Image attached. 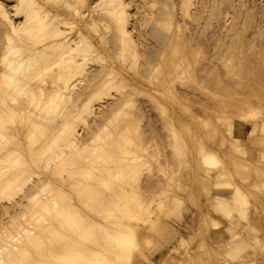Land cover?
I'll return each instance as SVG.
<instances>
[{"label":"rangeland","instance_id":"1","mask_svg":"<svg viewBox=\"0 0 264 264\" xmlns=\"http://www.w3.org/2000/svg\"><path fill=\"white\" fill-rule=\"evenodd\" d=\"M2 1L5 6L9 8V11L13 13L12 6L14 1ZM38 1L45 8L51 9L52 11L57 10V6L62 4L55 0V2L53 0ZM76 1V3H80L76 4L74 3L75 0H70L72 4L74 3L73 5L75 8L76 6L77 8L80 6L81 9L78 8L80 14L78 15L71 13L70 8H60L59 12L61 13V17L68 21L67 25H63V28L71 33V37L74 36L72 39L78 35V31L81 29L85 33L87 40L93 44L95 49L93 53L100 55V58L104 60L99 59V56L96 58L99 60H96L94 58L95 54H93L94 56H90L95 60L89 62L86 68V71L88 70L86 77L84 76V78L83 76L76 75L75 77L77 80L73 78L76 80L74 83L76 84L75 87L79 85L77 87L80 88L81 93L79 92V88L76 87L72 96H69L70 98L72 97L70 100L69 97L67 99L65 97V101L62 100L64 98L57 96L52 103L54 106L58 104L57 108L60 110L65 102L66 105L68 104L67 100L71 101L74 99L77 101V103H75L77 106L80 104V109L78 108L80 111L86 107V101H88L85 95L88 94V97H90L89 99L92 100L94 96L99 93L97 90L100 87L106 86L107 89H109L112 85L111 87H113V89L110 88V91H107L103 87L102 90L100 89L101 93L103 89H105L107 93L105 91L103 95L99 93V97L95 96L94 99L97 97V102H95L96 100L94 99L92 100L93 103L95 102V105L89 103L91 106H94V110L96 107L98 108H96V111L93 110L94 113L91 110V106L86 107L88 110L91 108L89 111L92 113L88 111L91 116L87 112H85V114L88 117L83 114L87 109L81 112L85 116V118L82 119L83 121L80 119L81 124L75 122V118L77 119L78 117L74 115V113H78L75 110L77 108H73L76 107L72 104L75 101H71V107L69 104L67 106L65 104L63 105L65 106L64 109L69 106L67 108L69 111L71 110L70 108H72L71 111H75L74 113L72 112L74 116L68 110L62 109V113L64 111L65 115L62 114L61 116L63 117H61L58 114L60 116L58 117L59 120L57 118V122H55V113H59L61 110L57 111V109L54 111L55 113L52 110V114H55L53 121L56 124L51 121L52 124L49 121L52 126L48 122L49 125L45 122V125L47 124L49 129L46 128L47 125L46 127L43 126L50 132L53 128L57 129L59 127V129H61L67 122H65L64 125L61 123V127L60 124L57 126V123L63 120L65 121V119L68 118L71 119H68V121L72 122H70L72 126H77L79 123L78 129L83 131L84 140L87 141L84 144L85 149L82 146L85 153L81 150L83 153L82 156L85 157V159L79 155L80 151L78 148H74V150L77 149L78 152L71 153L70 150L73 148L66 147L67 149H65V152L69 155L68 159L67 157L65 158L66 161L68 160L66 163L63 161L65 159L62 161L60 160L63 157H59L60 159H57V161L56 158L55 161L53 159V164L51 163L50 167H48V161L51 160L48 159L46 161L48 164H44V167L48 168L44 169V160V162L40 160L41 163H38L40 165H36V167H33L35 166L34 163H37L39 160L37 161L36 159L34 161V159L31 158L29 162H27L30 163V161L33 160L31 161L33 163L28 164L29 166L31 165V169L33 168L32 171H39L37 172L40 175L38 177H43L42 179L51 177L56 187H53L54 184L52 185L51 182L52 186L49 185L51 189L49 186L47 187L48 190H46L47 188L45 189L43 187L44 190L40 187L42 191L39 190L40 195H36L33 190V183H36L39 178L32 174L30 176L33 178L29 176L30 179H32L31 181L27 178L28 181L26 184L24 182V186L22 183L23 187L21 188L24 189L22 190L23 193H18V191L21 190L17 191L13 189V191L10 189L11 191L9 192H11L10 195L12 197L7 192L4 194L7 193L10 198L7 195H1L0 252L3 251V249H7L10 243L11 247H9L10 249H7V251L10 250V253L11 251L14 252L12 245L15 246L20 244L14 240L17 238L16 240L19 239L26 243V246L24 243L25 248L23 247V250L29 252V256L21 255V257L23 256L22 258L18 257L19 264H27L29 262V264H67L64 259L65 262L59 257L67 251V248H71L73 244L75 246V242H77L81 250H88V252L85 251L88 255L91 252V260H86L87 257L84 256L85 261L84 257H81V260L84 262H92V260H95L94 258L96 256L94 251L99 250L110 259H116L119 255L118 264H214L213 262L215 261L203 260L202 257L213 255L215 252L228 251L227 246L222 245L223 243H216V241L224 235H228L230 241L237 243L235 244L237 253L235 252L234 254L245 256L246 252L249 250L254 252L264 251V246L257 241L250 244L248 248L243 242V238L247 233L253 235L261 234V230L257 231L255 227L250 226L249 230L247 226L244 225L250 220L251 214L253 213L252 208L260 204L261 193L264 190L261 179L263 177L264 168L260 162L264 156L261 157V159L258 158L257 162H254L252 160L253 152L250 149L251 146L258 147L259 149L264 146V0H123L126 2L124 3L128 7L127 11L130 16L128 30L133 36L132 39L134 40L132 41H134V44H137L135 45L137 48L136 53L138 51L135 58L126 51V61L122 57L124 52L120 47L121 43L119 39L121 38L117 35L118 33L115 30L116 26L113 18H111L112 14L102 16V13H104V11L101 10L102 6H96L98 3L100 4V0H85V2L83 1L84 3L82 0ZM17 19L23 20L22 17ZM103 19H105V21ZM91 23H94L97 29L94 26L93 28ZM104 24L105 26H109L108 29ZM4 34L5 25L0 22V51L3 49L4 43H6ZM121 52H123V54ZM116 53L120 55L118 54L119 56H116ZM102 60L104 63L101 62ZM109 67L115 71L111 73L112 75L110 74V77L105 70V68L109 69ZM85 72L82 75H85ZM100 73H104L105 76L108 74V76L105 77V79L104 74L101 75ZM98 74L99 76H97ZM113 75L114 79L112 78V80L110 78ZM77 77H80L79 80L83 79L82 82L80 81L81 84ZM107 79L108 81L109 79L112 81L115 80V83L110 81L111 85L109 82L107 83L110 86L106 84L103 85V82L105 83ZM112 83L116 85V88ZM94 93L95 95H93L91 99ZM100 94L105 97L111 96L109 98H101ZM128 94L130 96H128ZM78 95H83V97L79 96L80 100H77L75 98H78ZM57 99L62 100L64 103L61 105V102L57 101ZM126 99H128V103ZM56 101L57 103H54ZM82 103L83 108L81 107ZM99 103L102 104L100 105ZM67 111L68 114L66 113ZM27 112L29 113V111L20 113L23 114L21 116L20 114L19 116L14 114L15 118L13 121H19L16 117H18V119L22 118V120L27 119L28 116L26 117V115H30L26 114ZM24 113L26 114L25 116ZM66 115L69 116L64 118ZM80 115L79 117L83 118V116ZM72 120H74L76 124H73ZM247 123L251 124L250 132L245 129V124ZM88 124L92 127H89ZM68 125L66 124V126ZM106 127H109V130ZM241 129L244 132L242 134L240 132ZM48 132L45 131V139L48 137ZM96 135H99V138ZM47 140H49V137ZM91 140L95 142H91ZM31 141L30 143L27 142V145H25L28 149H31L29 146L39 143H35V141L32 143ZM86 143L90 144H88L90 146L89 149L92 146L96 147L94 146L95 143L96 145L99 144V146H97V151L95 150L97 154L94 151L96 148L92 147V149H90L93 151L90 153L93 157L88 154L90 152L88 151L89 149H87L88 152H86V148L88 147ZM85 145H87V147ZM34 147L36 146L34 145ZM102 147H104V149H102ZM68 148H70V150ZM126 151L127 153H125ZM93 153L96 154V157ZM75 155L77 158H75ZM211 155H214V158H210ZM206 156H209V158H206ZM69 157H74V159L70 158V160H77L78 158L84 159V162H80V165H78L79 161L82 160L78 159L79 161L77 163L76 161L75 163L72 161L75 168L73 164L69 162ZM102 157L104 158L102 159ZM107 157L109 158L107 159ZM118 158L119 160H117ZM90 160H94L93 163L92 161L90 162ZM58 161L61 162L58 163ZM86 161L88 164L85 163ZM54 162L57 163L55 164ZM62 162L64 164H62ZM113 162H115V165ZM109 163L112 164L108 165ZM71 164L72 168L74 167L72 170L75 169V171H73L75 174H73L71 170L66 169L67 165V168L70 167L71 169ZM61 165L63 167H61ZM88 165L91 168L86 167ZM91 165H94V167ZM84 166L89 169L84 168ZM96 166L99 168H96ZM37 167L39 168L37 169ZM123 167H125L128 172L123 170ZM77 168L80 169L77 170ZM53 169H59L57 173L61 178L65 176L63 177L64 179H57L60 177H58L57 173H52V171L54 172ZM85 169L86 171H84ZM116 170L118 171L116 172ZM60 171H63V173ZM51 173L54 175H49ZM220 173L222 176L219 175V177H216V175ZM224 173H227L226 177ZM99 174L104 178L102 179ZM116 175L119 177L117 176L118 178H115ZM90 176L93 177V179ZM96 176L99 177L96 178ZM223 176L224 178L222 179H226L220 180ZM100 178L102 180H100ZM217 178L219 179L216 182L215 179ZM77 179L82 181H80L81 184H79ZM59 180L62 182H66L67 180L70 181L71 184L66 182L68 185L64 183L65 186L64 184L59 186ZM221 181L224 182L222 183ZM62 182L60 183L62 184ZM73 182L75 185L76 182L79 185L75 186L72 184ZM83 183H85L86 186ZM89 183L92 184L90 185ZM102 184L107 187H104ZM128 185H130V187ZM236 185L241 187L245 192L249 203L235 204L233 202L234 208L231 210L229 207L232 204L218 206L215 199L216 195L229 197L233 191L231 187H234L235 190L237 187ZM28 187H30L29 189L32 188L31 190L34 191V197L36 198H33V191L29 190ZM119 187H121V189ZM52 188L55 192L51 191L52 194L49 195V190H53ZM113 188H115V191H113ZM62 189H64L62 193L64 198L62 197L61 199H67L68 202L74 203L70 208L71 210H69L68 205H65L67 200L60 203V205L58 204V202H60L59 193ZM25 190L27 191V196L24 197ZM13 193L14 196L12 195ZM117 193H119V198ZM43 194L48 198L47 206L50 204L48 196H52L53 202L55 200V203L58 205L56 206L55 204V207L48 206L49 209L51 208V210H54L53 213L55 214L61 212L60 220L62 225L60 226L61 228L58 227L56 236L55 233L53 236V233H48V231L43 232L41 229V232L35 231L39 229L37 227L38 224H36L38 222L32 219L34 215H31V212L34 210L33 214L36 213V215L39 212L45 213V209H42L46 207V205L44 206L42 204V199L45 198ZM37 196L39 197L37 198ZM46 198L44 199L45 201ZM116 199L118 202L119 200L121 202L118 203ZM227 201L229 200H225V202ZM105 202L109 203L106 204ZM42 205L43 207L41 208L40 206ZM241 205L243 207L244 205L247 206L241 210ZM124 206L126 207L124 208ZM74 207H77L75 208L77 211ZM67 208L69 210L67 211L68 213L73 211L71 213V219L68 218L69 214L65 212ZM130 209L136 214L131 213ZM51 210H48V213H50ZM96 210L100 213H97ZM256 212H259V210L255 211V213ZM41 213H39V215ZM65 213L67 214L63 215ZM244 214L245 216H243ZM131 215L138 216L132 218ZM51 216H53V214ZM65 216L69 220L68 222ZM150 216L152 220L150 219L149 221ZM146 218H148V221H146ZM215 218L222 219V221L227 222V224H225V222L220 224ZM48 219L52 220L51 217ZM143 219L146 222H144ZM29 220L32 223H30ZM76 221H78L77 224L80 225L81 231L79 230V232L76 231L78 225L76 224V226L74 224ZM120 223L124 224L117 226V224ZM20 224L21 228H23L22 225H26L24 229L28 228L30 234L33 231H35V233L39 232V236L37 234L38 241H34V239L37 238L34 234V237L29 236V233L26 237L23 236L27 234L22 233L23 229L21 233H19L21 228L18 229V226H20ZM125 224L130 225L131 230L132 227H134V232L128 230L129 233H132V237L127 233H125L126 235L124 234L123 229ZM71 225L73 230L76 227L74 231ZM128 225L125 227L130 229ZM127 229L125 228L124 230L127 231ZM117 230H121V233L123 232V235L119 234L123 237L117 236ZM135 231L137 233V238L133 236ZM216 231H218L217 235L215 234ZM83 232L87 234H83ZM6 233L15 237H11L12 240H14L13 242H11L12 240L10 242L8 240L7 242H2L5 237L7 239L9 237L6 236ZM18 233L23 235L20 237ZM80 233L81 235H85L84 238L87 237L88 239L85 240L83 237L80 238ZM118 233H120V231ZM113 236L115 238H113ZM124 236L125 239L126 237L128 239L126 240V242L128 241V248L126 250H129V252L133 250L130 255H127L128 257L126 256L127 259L125 258L126 254L123 256L124 253L122 254L118 249L117 243L115 245V242L120 243L119 240L123 241L124 239L122 238H124ZM27 238H29L30 241ZM31 238L35 242V245L34 242L32 243ZM92 238H94L93 241ZM129 238H131V240L135 238V240L132 241L133 245H131V240ZM70 239H73L75 242ZM5 243H9V246H7V244L5 245ZM58 243H60V245L63 243L62 247L59 246ZM67 243H69L70 247ZM135 243H137V247ZM38 245H40V247ZM132 246L134 248H132ZM34 247L36 248L34 249ZM60 249L63 250L61 251ZM23 250L21 252L24 253ZM27 251H25L26 254H28ZM71 251H69L68 255H72L70 253L74 251ZM18 252L19 251H17L16 256L20 255H18ZM92 252L93 255H91ZM2 253L4 254L5 251ZM2 253H0V255ZM2 255L0 259H2ZM157 255H162V258L157 260L155 258ZM79 258L75 260V263L80 260ZM84 262L81 261V263ZM217 264L221 263L217 262ZM223 264H245V260L244 258H231L225 260Z\"/></svg>","mask_w":264,"mask_h":264},{"label":"bare ground","instance_id":"2","mask_svg":"<svg viewBox=\"0 0 264 264\" xmlns=\"http://www.w3.org/2000/svg\"><path fill=\"white\" fill-rule=\"evenodd\" d=\"M6 1H10V0H6ZM12 1H14L13 3V6H12V11H13V13L11 12V11H9V8L7 7V6H5V4L3 3V1L2 0H0V22H2V24L3 25H5V38H6V43H4V44H2V45H4L3 46V49H1V51H0V201L2 200V198H1V195H3L5 192H7L9 195L11 194V192H9V191H11L10 189H15V190H21V191H18V193L19 192H22V190H24L23 188H21V187H23L24 186V182H25V184H26V182L28 181V179L27 178H29V180L31 181L32 179H30V177L31 178H33L32 176H30V175H32L33 174V176L35 175V177L37 176H40L37 172H39V171H36L35 172V170L34 171H32V169H31V165L29 166L28 164H31V163H33V162H31V161H33V160H31L30 161V163H27V162H29V160L32 158V159H34V161L37 159V163H34V165L35 166H33V167H36V165H40V164H38V163H41L43 160L45 161H43L44 163H43V167L45 166L44 164L46 163V161L48 160V159H51V160H49V161H52V162H49L48 161V163H46V164H48L49 166L48 167H50V165H51V163L53 164V159H54V161H55V158H56V161H57V159L59 160L60 158L59 157H63L62 159H60L61 161L63 160V159H65L66 157H67V159H68V153H66L65 152V149H67L66 147H71V149L73 150H70V148H68L70 151H71V153H73V152H78V150L76 149V150H74V148H78L79 149V155H81L82 156V154L83 153H85V150L83 151V148H84V144H85V142H87V141H85L84 140V135H83V131H81V129H78V127H79V125L81 124V120L82 119H84L85 118V116L84 115H86L85 114V112H87L88 114H90L89 112H91V111H89L91 108V110L93 111L94 110V106L92 105L91 106V104H94L95 105V102H97V97H99V93H101V90H102V87H100L98 90H97V92H99V93H97V95H95V93L94 94H92V96H91V99H92V97H93V95H95V96H97L96 97V99H94L95 98V96H94V100H96L94 103H93V99L92 100H90L89 98L90 97H88V94L87 95H85V96H87V98H88V101H86V107H89V106H91V108L88 110L85 106V108H83V103H85V102H83L82 104H81V107L83 108L82 110H80L79 111V109H80V104H79V106H77L75 103H77V101H75L74 99L73 100H71V101H75L74 103H72L73 105H75L76 107H73L74 109L75 108H79L78 110L77 109H75L76 110V112H78L77 114L76 113H74L75 111L73 110V111H71L72 110V108H70L71 110L69 111L67 108L69 107H67V108H65L64 109V107L65 106H63L64 104L66 105V102L64 103V102H62V100H65L66 101V99L69 97V96H72V94H73V92H74V89L77 87V86H79V85H77L76 87H75V85L76 84H74L75 83V81L77 80L76 79V75H78V76H85L86 77V73H88L87 71H86V68H87V66H88V64H89V62H92V61H94L96 58H97V56H99V59H103V58H100V55H96V53H93V51L95 50L94 49V46H93V44L89 41V40H87V37H86V35H85V33L80 29V31H78V35L77 34H74V35H77L74 39H72L73 37H71V33L70 32H68V30H66V29H64L63 28V25H67L68 24V21H66L65 19H63L62 17H61V13L59 12L60 11V8L61 7H63L64 9H68V8H70V10H71V13H73V14H76V15H78V14H80L79 13V10H78V8H80V6L77 8V6H76V8H75V6L73 5L74 3H76L77 1L75 0V2L72 4L71 2H70V0H55L56 2H59V3H62V4H59L58 6H57V10H51V9H48V8H45L38 0H12ZM54 1V0H53ZM54 1V2H55ZM72 1V0H71ZM81 1V0H80ZM85 2V0H82V2ZM83 2V3H84ZM125 1H123V0H100V4L98 5H96V6H102L101 8V10H103L104 11V13H102V16L103 15H111L112 14V17L111 18H113V21L115 22V26H116V32L118 33L117 35H119L120 36V38L121 39H119L120 40V43H121V49H122V51L124 52V55L122 56V54H123V52H121L122 54H121V56L123 57V59L125 60V59H127V57H126V53L128 52V54L129 55H132L134 58H135V56H136V54H138V51H137V53H136V50H137V48L135 47V45H137V44H134V41H132V40H134V39H132L133 38V36H132V34H131V32L128 30V23H129V13H128V7H127V5L124 3ZM80 3V2H79ZM79 3H76V4H79ZM94 8V7H93ZM92 8V9H93ZM100 8V7H99ZM81 9V8H80ZM55 11V12H54ZM101 12V11H100ZM83 14H85V13H83ZM71 15V14H70ZM100 15V14H99ZM19 17H22L23 18V20H18L17 18H19ZM191 17V16H190ZM102 19V18H101ZM105 19H106V17H105ZM105 19H103L104 21H105ZM91 21V20H90ZM110 21V20H109ZM112 21V20H111ZM92 22V21H91ZM88 23V22H87ZM101 23V22H100ZM111 23V22H110ZM92 24V27L94 26V23H91ZM90 24V25H91ZM103 24V23H102ZM106 24V23H105ZM105 24H104V26H105ZM95 28H96V26H94ZM93 27V28H94ZM107 29H108V27L109 26H105ZM105 27H104V29H105ZM71 28V27H70ZM84 28V27H83ZM115 28V27H114ZM182 28V27H181ZM180 28V29H181ZM2 29V28H1ZM97 29V28H96ZM95 29V30H96ZM2 31V30H1ZM86 31V30H85ZM97 31V30H96ZM179 31V30H178ZM4 32V31H3ZM97 32H99V31H97ZM77 33V32H76ZM72 34H73V32H72ZM107 34V33H106ZM4 37V36H3ZM180 43V42H179ZM179 45V44H178ZM183 46V45H182ZM1 48V47H0ZM120 49V48H119ZM121 49H120V51H121ZM127 51V52H126ZM126 52V53H125ZM92 54V55H91ZM93 54H95V56L93 55ZM119 54V53H118ZM117 53H116V56L118 55ZM120 55V54H119ZM118 55V56H119ZM90 56H94V60L92 59L93 57H90ZM128 57H130V56H128ZM138 57V56H137ZM92 59V60H91ZM99 59H96V60H99ZM122 59V60H123ZM90 60V61H89ZM104 60V59H103ZM101 61V62H103L104 63V61ZM130 60V59H129ZM126 61V60H125ZM131 61V60H130ZM134 62V61H133ZM136 64V63H135ZM113 68V67H112ZM131 68V67H130ZM133 69V68H132ZM105 70H106V72L109 74V77H110V74L113 72H115L113 69H111V67H109V69H106L105 68ZM134 70V69H133ZM86 71V72H85ZM104 71V70H103ZM85 72V75H82L83 73ZM106 72H104V73H106ZM104 73H100L101 75H103ZM80 74V75H79ZM108 74H106V76H105V74H104V78L105 77H107L108 76ZM90 75V74H89ZM112 75V74H111ZM115 75V74H114ZM114 75L113 76H111V78L110 79H112L113 77H114ZM97 76H99V74L97 75ZM169 76V75H168ZM82 77V78H83ZM84 77V78H85ZM73 78H75V79H73ZM78 78V77H77ZM81 78V79H82ZM94 78H95V76H94ZM102 78H103V76H102ZM116 78V77H115ZM80 79V77L78 78V81H79V83H80V81L82 82L83 81V79L82 80H79ZM106 79V78H105ZM109 79V81H108V79L105 81V83L103 82V85L104 84H106V85H108V86H110L111 85V82L110 81H112V80H110ZM117 79V78H116ZM122 79H124V78H122ZM85 81V80H84ZM100 81V80H99ZM92 82V81H91ZM109 82V84H107ZM112 82H114L115 83V80L114 81H112ZM114 83H112L113 84V86L116 88V85L114 84ZM81 84V83H80ZM96 84V83H95ZM117 84V83H116ZM119 85V84H118ZM84 86V85H83ZM82 86V87H83ZM90 86V85H89ZM112 86V85H111ZM110 86V88H112L113 89V87H111ZM77 88H79V87H77ZM89 88V87H88ZM87 88V89H88ZM91 88H92V86H91ZM103 88H105L107 91L110 89L109 87V89H107V87L105 86V87H103ZM85 89H86V87H85ZM90 89V88H89ZM101 89V90H100ZM105 89H103V91H102V95L105 93ZM118 89V88H117ZM78 90V89H77ZM111 90V89H110ZM109 90V91H110ZM84 91V90H83ZM83 91H82V93H83ZM90 91V90H89ZM107 91H106V93H107ZM134 91V90H133ZM79 92L81 93V91H80V88H79ZM130 92H131V90H130ZM85 93V92H84ZM108 93H110V92H108ZM134 93H136V92H134ZM101 94H100V97L101 98H103V97H105V96H101ZM130 94V93H129ZM128 94V96H130ZM106 95H108V94H106ZM132 95V94H131ZM28 96V97H27ZM60 97V98H64V99H62V100H58L57 99V101H60L61 102V105L63 106V108H62V106H61V108H60V110L57 108V106H58V104H55V106L53 105V103H52V101L54 100L55 101V97ZM75 96H77V95H75ZM79 96H81V95H78V98H75V99H77V100H80V98H79ZM111 96V95H110ZM109 96V97H110ZM127 96V97H128ZM27 97V98H26ZM65 97H66V99H65ZM81 97H83V95L81 96ZM108 97V96H107ZM107 97H105V98H107ZM108 97V98H109ZM25 98V99H24ZM59 98V99H60ZM72 98V97H71ZM70 97H69V100L71 99ZM86 98V97H85ZM101 98H99V99H101ZM84 100V99H83ZM87 100V99H86ZM90 100V101H89ZM103 100V99H102ZM101 100V101H102ZM128 99H126V101H127ZM136 100V99H135ZM57 101L56 102H54V103H57ZM71 101H68L67 100V103L70 105V107L72 106L71 105ZM100 101V100H99ZM59 102V103H60ZM130 102H131V99H130ZM52 103V104H51ZM89 103H91V104H89ZM104 103V102H103ZM127 103H128V101H127ZM67 104V105H68ZM100 105L102 104V103H99ZM51 105V106H50ZM66 105V106H67ZM85 105V104H84ZM126 105H128V104H126ZM52 106H54L53 108H51ZM59 107H60V104H59ZM96 107V106H95ZM97 108V107H96ZM96 108H95V110L94 111H96ZM58 109V110H57ZM62 109L63 110H68L69 112H73L74 113V115H77L78 117H77V119L79 120H77L76 118H75V122L77 123V122H79L78 124H77V126L76 125H73L72 126V122L71 121H68V119H70V118H68V119H65V121L63 120H61L62 122H59V123H57V126H58V124H60V127H61V123H63V125H64V123L65 122H67V123H65V125L63 126V127H61V129H59V127L56 129V128H53V129H51V126H52V124L53 123H55V122H57L56 121V119L58 118V117H60L62 114H64L65 112L63 111V113H62ZM85 109H87L86 111H84ZM98 109V108H97ZM52 110H53V112L55 111V110H57V111H60L61 112V114H60V112L59 113H55L54 115L56 116L55 117V122L53 121V118H54V115L52 114ZM26 111H29V113L27 112L26 114H30V115H26L25 113H24V116L26 115V117L28 116V118L27 119H24V118H26V117H24L23 119L24 120H22V118L21 119H18V117H16V119L17 120H19L18 122H14L13 121V119L15 118V116H14V114L16 115V116H19V114L20 113H23V112H26ZM51 111V112H50ZM68 111L66 112L67 114H68ZM84 111V112H83ZM89 111V112H88ZM94 111H93V113H94ZM81 112H83V114L81 113ZM133 112V111H132ZM70 113V114H71ZM73 113H72V115H73ZM92 113V112H91ZM60 116H59V115ZM80 114H82V115H80ZM21 115H23V114H20V116ZM58 115V116H57ZM65 115V114H64ZM73 115V116H74ZM79 115L80 116H83V118L82 117H79ZM96 115V114H95ZM14 116V117H13ZM69 116V115H68ZM67 115L66 116H64V118L65 117H68ZM87 116V115H86ZM90 116H91V114H90ZM61 117H63V116H61ZM72 117V116H71ZM88 117V116H87ZM63 118V119H64ZM62 119V118H61ZM72 119H74V118H72ZM81 119V120H80ZM58 120H59V118H58ZM67 120V121H66ZM71 120V119H70ZM52 123V124H50V122ZM73 121V124L75 123L74 122V120H72ZM83 121V120H82ZM45 122L47 123H49L51 126H50V129H51V131L50 132H48V130L46 129V128H48L49 129V127H48V125H47V127H46V125H45ZM71 122V123H70ZM84 122H85V120H84ZM44 123V124H43ZM75 123V124H76ZM88 123V122H87ZM56 124V123H55ZM66 124L68 125V124H70V125H68V126H66ZM86 124V123H85ZM112 124V123H111ZM46 127H44V126ZM90 124H88V126H89ZM42 126V127H41ZM76 126V127H75ZM85 126V125H84ZM112 126V125H111ZM89 127H92V126H89ZM89 127H87L88 129H90ZM113 127V126H112ZM42 128V129H41ZM107 128V127H106ZM105 128V129H106ZM109 128V127H108ZM107 128V129H108ZM45 129V130H44ZM86 129V128H85ZM104 129V130H105ZM109 130V129H108ZM111 130V129H110ZM45 131H47L48 133V137H49V140H47L48 139V137L45 139ZM91 131V130H90ZM102 132V131H101ZM107 132V131H106ZM106 132H105V134H106ZM111 132H112V130H111ZM109 133V132H108ZM109 135V134H108ZM98 138H99V135H96ZM95 136V137H96ZM109 136H111V135H109ZM96 137V138H97ZM101 137V136H100ZM104 138V137H103ZM119 138V137H118ZM101 139V138H100ZM13 140H14V142H13ZM32 140V141H31ZM94 140V139H93ZM96 140V139H95ZM103 140H105V139H103ZM30 141L32 142V143H34V141H35V143L36 142H39V143H36V144H33V146L31 145V146H29V148H31V149H28V147L27 146H25V145H27V142H29L30 143ZM125 141V140H124ZM58 142H60V143H58ZM91 142H95V141H92L91 140ZM128 142V141H127ZM126 142V143H127ZM131 142V141H130ZM31 143V144H32ZM57 143V144H56ZM87 144V143H86ZM89 144V143H88ZM87 144V145H88ZM28 145H30V144H28ZM34 145L36 146V147H34ZM87 145H85L86 147H87ZM90 145V144H89ZM88 145V147L86 148V152H88V151H90L88 154L90 155V153L91 152H93L92 150H90V149H92V147L89 149V146ZM124 145V144H123ZM130 145V144H129ZM56 146V147H55ZM82 146H83V148H82ZM94 146H96V147H93V148H96V149H94V151L96 150L97 151V146H99V144H97L96 145V143H95V145ZM115 146V145H114ZM32 147H34V148H32ZM119 147V146H118ZM122 147V146H121ZM136 147V146H135ZM100 148H101V146H100ZM85 149V148H84ZM87 149H89L88 151H87ZM102 149H104V147H102ZM109 149V148H108ZM121 149V148H120ZM119 149V150H120ZM124 149V148H123ZM128 149V148H127ZM126 149V150H127ZM81 150H82V152H81ZM100 150V149H99ZM95 151V152H96ZM104 151V150H103ZM106 151H108V150H106ZM105 151V152H106ZM122 151V150H121ZM128 151V150H127ZM127 151L125 152V153H127ZM69 152V151H68ZM94 152V153H95ZM66 153V154H65ZM70 153V154H71ZM81 153V154H80ZM93 153V154H94ZM78 154V153H77ZM96 154H97V152H96ZM96 154H94L95 155V157H96ZM102 154V153H101ZM106 154V153H105ZM104 154V155H105ZM66 155V156H65ZM86 155V154H85ZM88 155V156H89ZM92 155V154H91ZM90 155V156H91ZM104 155H102V156H104ZM89 156V157H90ZM107 156H108V154H107ZM214 155H211V157L210 158H214L213 157ZM83 157V156H82ZM91 157H93V156H91ZM101 157V156H100ZM105 157V156H104ZM104 157H102V159L104 158ZM116 157V156H115ZM122 157V156H121ZM121 157H119V158H121ZM126 157V156H125ZM124 157V158H125ZM70 158L71 159H74V157H69V160H70ZM75 158H77L76 157V155H75ZM84 159H85V157H83ZM109 157H107V159H108ZM119 158L117 159V160H119ZM123 158V157H122ZM126 158H129V157H126ZM206 158H209V156H206ZM78 159H80V158H78ZM70 160L69 162H71L72 163V161H74L73 163H75V161H76V163L79 161V160ZM84 159H80V160H82V161H79V164L78 165H80V162H84ZM86 159H88V158H86ZM101 159V158H100ZM106 159V158H105ZM104 159V160H105ZM106 159V160H107ZM113 159H115V158H113ZM136 159V158H135ZM138 159V158H137ZM40 160H41V162H40ZM125 160H127V159H125ZM60 161V162H61ZM65 163L66 162H68V160L66 161V159L65 160H63ZM89 161V160H88ZM92 161V163H93V161L94 160H90V162ZM102 161V160H101ZM122 161V160H121ZM134 161V160H133ZM59 161H58V163H60ZM96 162V161H95ZM103 162V161H102ZM106 162V161H105ZM111 162V161H110ZM119 162V161H118ZM55 164L57 163V162H54ZM72 163V164H73ZM86 164H88L87 163V161L85 162ZM84 163V164H85ZM91 163V164H92ZM114 163V165H115V162H113ZM121 163H123V162H121ZM125 163V162H124ZM27 164V165H26ZM62 164H64L63 162H62ZM70 164V163H69ZM72 164H71V169H70V167L69 168H67V166H66V169H68V170H71L72 171V173H73V171H75V169L74 170H72L75 166H74V164H73V168H72ZM95 164V163H94ZM110 164H112V163H109L108 165H110ZM118 164V163H117ZM135 164V163H134ZM60 165V164H59ZM76 165V164H75ZM101 165V164H100ZM119 165V164H118ZM117 165V166H118ZM123 165V164H122ZM41 166H42V164H41ZM47 166V165H46ZM57 166V165H56ZM81 166H82V164H81ZM91 166H93L94 167V165H91ZM125 166V165H124ZM127 166H130V165H127ZM42 167V168H43ZM48 167H46V168H48ZM61 167H63L62 165H61ZM65 167V166H64ZM78 167V166H77ZM83 167V166H82ZM86 167H90L89 165L88 166H86ZM85 166H84V168H86ZM92 167V168H93ZM101 167H102V165H101ZM105 167H106V165H105ZM114 167H116V166H114ZM39 167H37V169H38ZM45 167H44V169H46ZM76 168V167H75ZM91 168V167H90ZM96 168H99V167H97L96 166ZM124 169L123 170H126L125 169V167H123ZM130 168V167H129ZM132 168H133V165H132ZM43 169V170H44ZM57 169V168H56ZM54 170V172L52 171V173H57L58 171H59V169L58 170ZM78 169H80V168H77V170ZM86 169H89V168H86ZM86 169L84 170V171H86ZM128 169V168H127ZM131 169V168H130ZM48 170V169H47ZM52 170V169H51ZM61 170V169H60ZM101 170V169H100ZM106 170V169H105ZM121 170H122V168H121ZM63 171H65V170H63ZM63 171H60V172H62L63 173ZM70 171V172H71ZM81 171V170H80ZM79 171V172H80ZM103 171V170H102ZM111 171V170H110ZM118 170H116V172H117ZM120 171V170H119ZM127 172H128V170H126ZM130 171V170H129ZM44 172V171H43ZM51 172V171H50ZM82 172V171H81ZM113 172V171H112ZM122 172V171H121ZM41 173V172H40ZM49 174V175H51V176H53L54 174ZM76 173H77V171H76ZM88 173V172H87ZM106 173H108V172H106ZM111 173V172H110ZM119 174H122V173H120V172H118ZM58 174V173H57ZM73 174H75V173H73ZM115 174V173H114ZM226 174V175H225ZM48 175V174H47ZM62 175V174H61ZM68 175H69V172H68ZM71 175V174H70ZM81 175V174H80ZM85 175H86V173H85ZM95 175H96V173H95ZM101 174H99V176H100ZM102 175H103V173H102ZM100 176V177H102V179L104 178L103 176ZM219 175L220 176H222V174L220 173V174H218V175H216V177H219ZM224 175H225V177L227 176V173H224ZM30 176V177H29ZM42 176H43V174H42ZM56 176V175H55ZM67 176V175H66ZM91 176H92V174H91ZM90 176V177H91ZM99 176H96V178L97 177H99ZM105 176V175H104ZM108 176V175H107ZM106 176V177H107ZM111 176V175H110ZM118 175H116V177L115 178H118L117 177ZM44 177H46V176H44ZM58 177H60V178H57V179H61L62 180V178L63 177H65V176H63L62 178H61V176H59V174H58ZM83 177V176H82ZM87 177V176H86ZM105 177V178H106ZM112 177V176H111ZM215 177V178H216ZM248 177V176H247ZM39 178V179H38ZM38 178H36V179H38V181H36V180H33V181H36V183L34 182L33 184V190L35 191V193H36V195H38L39 194V190L40 191H42L41 189H40V187L42 188V189H46L49 185L50 186H52L53 184V187L55 186V183H53L52 182V178L51 177H47V178H45V179H42L43 177H38ZM92 179H93V177H91ZM222 178H224V176L223 177H221V179L220 180H225V179H222ZM27 179V180H26ZM64 179V178H63ZM101 178H100V180H102ZM219 178H217V179H215L216 180V182H217V180H218ZM262 179V183H263V185H264V178L262 177L261 178ZM26 180V181H25ZM78 180V179H77ZM87 180V179H86ZM94 180H96V179H94ZM93 180V181H94ZM111 180H113V179H111ZM110 180V181H111ZM117 180V179H116ZM60 181V180H59ZM79 181V180H78ZM81 181V180H80ZM80 181H79V184H81L80 183ZM125 181V180H124ZM123 181V182H124ZM51 182H52V185H51ZM57 182H58V180H57ZM60 182H62V181H60ZM59 182V186L60 185H63L64 183L65 184H67L68 185V183H66V182H69L70 183V181H67L66 180V182L64 181V182H62V184ZM82 182V181H81ZM104 182V181H103ZM106 182V181H105ZM116 182V181H115ZM122 182V183H123ZM127 182V181H126ZM138 182V181H137ZM140 182V181H139ZM215 182V183H216ZM222 183L224 182V181H221ZM22 183H23V186H22ZM85 183H86V181H85ZM85 183H83L84 185H85ZM100 183V182H99ZM107 183H111V182H107ZM221 183V184H222ZM65 184H64V186H65ZM71 184V183H70ZM69 184V185H70ZM73 185H75L74 184V182L72 183ZM77 182H76V185H79ZM90 184V183H89ZM92 184V183H91ZM90 184V185H91ZM120 184V183H119ZM129 184V183H128ZM137 184V183H136ZM75 185V186H76ZM97 185V184H96ZM100 185V184H99ZM103 185V184H102ZM108 185V184H107ZM122 185V184H121ZM120 185V186H121ZM123 185H124V183H123ZM217 185V184H216ZM20 186V187H19ZM26 186V185H25ZM28 186V185H27ZM49 186V187H50ZM86 186V185H85ZM101 186V185H100ZM104 186V185H103ZM106 186V185H105ZM104 186V187H105ZM129 187H130V185H128ZM218 186H220V185H218ZM222 186V185H221ZM223 186H224V184H223ZM237 187L235 188V190H233V195H232V197L231 198H227V197H225V196H216L215 197V199H216V204L218 205V206H224V205H228V204H232L233 202L236 204H241V203H245V204H248L249 203V201H247L248 199H247V195L245 194V192L241 189V187H238V185H236ZM44 187V188H43ZM56 187V186H55ZM62 187V186H61ZM107 187V186H106ZM124 187H126V186H124ZM135 187V186H134ZM30 187H28V189H29ZM60 188V187H59ZM63 188V187H62ZM73 188V187H72ZM76 188V187H75ZM120 189H121V187H119ZM132 188V187H131ZM32 189V188H31ZM31 189H29V190H31ZM44 189V190H45ZM50 189H51V187H50ZM53 189V188H52ZM57 189H58V187H57ZM97 189H99V188H97ZM96 189V190H97ZM102 189V188H101ZM115 188H113V191H115L114 190ZM33 190H31V191H33ZM46 190H48V188L46 189ZM66 190V189H65ZM94 190H95V187H94ZM93 190V191H94ZM122 190L124 191V189H123V187H122ZM129 190V189H128ZM14 191V190H13ZM17 191H16V193H17ZM34 191H33V194H34ZM51 191H54V189L53 190H49V195H51L52 194V192ZM57 191V190H56ZM58 191H59V189H58ZM63 191H64V189H62L61 191H60V202H58V204L60 205V203H63V202H65L67 199H61L62 197H63ZM91 191H92V189H91ZM97 191H99V190H97ZM111 191H112V189H111ZM116 191H117V189H116ZM121 191V190H120ZM122 191V192H123ZM125 191H126V189H125ZM55 192V191H54ZM4 194V195H7L8 196V194ZM15 193V194H16ZM23 193V192H22ZM32 193V192H31ZM31 193H29V194H31ZM41 193V192H40ZM65 193V192H64ZM116 193V192H115ZM27 194V191L25 190L24 191V197L25 196H27L26 195ZM28 194V195H29ZM62 194V195H61ZM114 194V193H113ZM119 193H117V195H118ZM121 194V193H120ZM13 196H14V193L12 194ZM17 195V194H16ZM40 195V194H39ZM44 195V194H43ZM11 196V195H10ZM10 196H8L9 198H10ZM35 196V194L33 195V198H36V197H34ZM45 196V195H44ZM44 196H42V197H44ZM48 196V195H47ZM77 196V195H76ZM88 196V195H87ZM112 196V195H111ZM12 197V196H11ZM39 196H37V198H38ZM49 197V199H50V204L48 205L49 207L50 206H54L55 207V204H56V206H58L57 205V203H55V200H54V202H53V198H52V196H48ZM84 197V196H83ZM45 198H46V196H45ZM45 198H40V199H42L43 200V203H42V201H41V203L45 206L46 204H47V199L48 198H46V201L44 200ZM64 198V197H63ZM66 198V197H65ZM88 198V197H87ZM117 198V197H116ZM118 198H119V195H118ZM82 199V198H81ZM111 199H113V198H111ZM122 199V198H121ZM229 200V201H227V202H225V200ZM4 200V199H3ZM33 200V199H32ZM52 200V201H51ZM64 200V201H63ZM117 200V199H116ZM123 200V199H122ZM44 201H45V203H44ZM125 201V200H124ZM123 201V202H124ZM163 201V200H162ZM22 202V201H21ZM54 203V205H53V203ZM117 202H118V200H117ZM119 202H121L120 200H119ZM118 202V203H119ZM122 202V203H123ZM38 203H39V201H38ZM52 203V204H51ZM106 203V202H105ZM109 203V202H108ZM108 203H106V204H108ZM110 203H112V202H110ZM126 203V202H125ZM74 204V203H73ZM73 204L69 201L68 202V200H67V203L65 204V205H68L69 206V210H71L70 208L73 206ZM103 204V203H102ZM43 205L42 206H40L41 208L43 207ZM124 205V204H123ZM144 205V204H143ZM37 206H39V205H37ZM47 205H46V207H47V211H46V207H44V208H42L43 210H44V212L45 213H41V212H39V213H41L40 215H43V216H40L39 215V213H37V215H36V213L35 214H33L34 213V210H33V212H31L32 214L31 215H34L33 216V218L32 219H35V221L37 220V222L38 223H36V224H38V230L36 229L35 231H40V229H41V231H43V232H45V231H48V233H53V236H54V233H55V236H56V232H57V230H58V227H60L61 225H62V222H61V220H60V213H58V214H55V213H53V211L54 210H51V208L49 209V207H48ZM68 206H66V207H68ZM126 206H127V204H126ZM126 206H124V208L126 207ZM142 206V205H141ZM242 206V205H241ZM245 206H247V205H244V207L242 206V207H240V209L241 210H243L242 208H245ZM53 207V208H54ZM104 207V206H103ZM108 207V206H107ZM25 208V207H24ZM52 208V209H53ZM75 208H77V207H74V209ZM89 208H90V206H89ZM128 208V207H127ZM126 208V209H127ZM143 208H144V206H143ZM143 208H141V209H143ZM27 209V208H26ZM57 209V208H56ZM55 209V210H56ZM64 209V208H63ZM62 209V210H63ZM73 209V208H72ZM112 209V208H111ZM125 209V210H126ZM48 210H51L50 211V213H48L49 211ZM68 210V208L66 209V211L65 212H67V211H69ZM76 210V209H75ZM99 210V209H98ZM110 210V209H109ZM131 210V209H130ZM8 211V210H7ZM7 211H5V212H7ZM19 211V210H18ZM39 211V210H38ZM37 211V212H38ZM77 211V210H76ZM97 211V210H96ZM95 211V212H96ZM100 211V210H99ZM99 211H97V213H100ZM47 212V213H46ZM58 212V211H57ZM73 212V211H72ZM71 212V213H72ZM102 212V211H101ZM131 213H134V212H132V210L130 211ZM53 214V216H51L52 214ZM68 213V212H67ZM67 213H65V214H63V215H66ZM71 213H68L69 215V217L68 218H70L71 216H72V214ZM127 213H128V211H127ZM130 213V214H131ZM46 214H49V215H46ZM71 214V215H70ZM130 214H129V216H130ZM134 214H136V213H134ZM8 215V214H7ZM24 215V214H23ZM23 215H22V217H23ZM30 215V216H31ZM63 215H61V216H63ZM76 216H78V215H76ZM132 216V218H136L138 215H131ZM20 217H21V215H20ZM35 217V218H34ZM51 217V219L52 220H49L48 218H50ZM66 217V216H65ZM80 217L83 219V217L80 215ZM88 217H90V216H88ZM1 218V217H0ZM72 218H74V217H72ZM78 218V217H77ZM131 218V219H132ZM31 219V220H32ZM41 219V220H43L44 221V223H43V221H41L40 220V222H42V223H40L39 222V220ZM66 219H67V217H66ZM71 219V218H70ZM147 220L146 221H148V218H146ZM150 219H151V216L149 217V221H150ZM12 220V219H11ZM14 220V219H13ZM85 220V219H84ZM152 220V219H151ZM16 221V220H15ZM14 221V222H15ZM47 221V222H46ZM69 220L67 219V222H68ZM143 221L144 222H146L144 219H143ZM11 222V221H10ZM13 222V223H14ZM29 222H30V220H29ZM66 222V223H67ZM72 222V221H71ZM82 222H83V220H82ZM30 223H32V222H30ZM57 223V224H56ZM78 223V221H76V223L74 222V224L76 225ZM124 223H120V224H117V226H119V225H123ZM78 225V227H77V230L76 231H78L79 232V230H80V225L79 224H77ZM76 225V226H77ZM126 225H128V224H125L124 225V229L126 228L127 229V227H125ZM23 226V228H21V224H20V226H18V229H20L19 231V233H21V231H22V229H23V234H26V235H23V234H21V235H23V236H27L28 235V233L30 232L29 230H28V228H26V229H24L25 227L24 226H26V225H22ZM56 226H57V228H56ZM70 226V225H69ZM89 226V225H88ZM100 226V225H99ZM63 227V226H62ZM128 227L130 228V225H128ZM61 228V227H60ZM66 228V227H65ZM68 228V227H67ZM71 228H72V230H73V227H72V225H71ZM122 228H123V226H122ZM5 229H6V227H5ZM4 229V230H5ZM75 229H76V227H75ZM74 229V230H75ZM123 229V231H124V234L125 233H127V234H129L130 235V237H132L131 235H132V233H129V231L131 230V228L130 229H127V231L126 230H124ZM133 229H134V227H132V232H134L133 231ZM8 230V229H7ZM71 230V231H72ZM73 230V231H74ZM122 230V229H121ZM121 230H117V236L119 235V234H122L121 233ZM135 230V229H134ZM25 231V232H24ZM35 231H33V232H31V234L29 233V236H32V237H34V235H35V237H37L36 239H34V241L35 240H37L38 239V236H39V232L37 233H35ZM40 231V232H41ZM72 231V232H73ZM81 231V230H80ZM120 231V233H118ZM70 232V231H69ZM10 233V232H9ZM12 233V232H11ZM17 233V232H16ZM18 233V234H19ZM64 233V232H63ZM75 233V232H74ZM73 233V234H74ZM86 233V232H85ZM84 232H83V234H85ZM115 233V234H116ZM34 234V235H33ZM37 234H38V236H37ZM87 234V233H86ZM137 233H136V231H135V233H134V237H136L137 238V235H136ZM21 235L19 234V236L21 237ZM80 235H81V233H80ZM111 235H113V234H111ZM123 235V234H122ZM122 235H119L120 237H123ZM126 235V234H125ZM129 235H127V236H129ZM6 236H9L8 237V239L5 237V235H4V239H3V241L2 242H7V240L10 242L11 240H12V238H15V237H12L11 235H9V234H7L6 233ZM60 236V235H59ZM67 236V235H66ZM84 236L85 235H81V237L80 238H82L83 237V239H88L87 237H85L84 238ZM87 236V235H86ZM90 236V235H89ZM12 237V238H11ZM19 237V238H20ZM119 237V238H120ZM11 238V239H10ZM113 238H115L114 236H113ZM113 238H112V240H113ZM10 239V240H9ZM17 239V238H16ZM16 239H14L15 241H17V243H20V244H17V245H12L13 246V250H14V252L13 251H11V253L9 252V251H7V249H10L9 247H11V243H10V246H9V243H5V245L7 244V246H9L8 248L7 247H4V248H7V249H3V251H1L0 253H2V252H4L5 251V253H6V251H7V255L4 253H2L1 255H2V259H0V264H14V263H17V264H19L18 262V257H20V258H22L23 256H26V255H28L29 256V252L27 251V250H23V247H24V243L25 242H23L22 240H16ZM27 239H29V238H27ZM93 239L94 238H92V241H93ZM118 239V238H117ZM121 239V238H120ZM122 239H124L123 241L121 240H119V242L120 243H118V242H115V245H116V243H117V246H118V249L121 251V253L123 254V256L125 255V258H126V256L129 254L130 255V253L133 251L132 250V248H134L133 246H132V248H131V250L132 251H130L129 252V250L127 251L126 249L128 248V241L126 242V240H128L127 239V237H126V239H125V236H124V238H122ZM130 240H131V238H129ZM14 240H12L11 242H13ZM26 240V239H25ZM71 240V239H70ZM90 240V239H89ZM115 240V239H114ZM117 240V241H118ZM135 240V238H133L132 240H131V245H133V243H132V241H134ZM21 241V242H20ZM29 241H30V239H29ZM31 241H32V243L34 242L33 241V239L31 238ZM38 241V240H37ZM36 241V242H37ZM71 241H73V239L71 240ZM23 242V243H22ZM28 242V241H27ZM73 242H75V241H73ZM95 242V241H94ZM136 242V241H135ZM37 243H39V242H37ZM37 243H36V245H37ZM76 243V245L74 246V244L71 246V248H67V251L66 252H68V253H64L63 255H61L59 258L60 259H64L65 261H66V263L67 264H118V258L120 257L119 255H118V257L116 258V259H110V258H108V257H106L101 251H99V250H97V251H94V253H95V260H92V262L90 261V262H84L83 260H81V257L83 256H85V257H87L86 258V260H91V257H90V253H89V255H88V250H85V251H87V252H85V251H83L84 249H82L81 250V248L78 246V244H77V242H75ZM79 243V242H78ZM34 245H35V242H34ZM58 245L59 246H61L62 247V245H63V243H62V245H60V243H58ZM57 245V246H58ZM65 245H66V243H65ZM67 245L69 246V243H67ZM70 245H71V243H70ZM80 245H81V243H80ZM131 245H130V247H131ZM135 245H136V247H137V243H135ZM134 245V246H135ZM25 246H26V243H25ZM39 247H40V245H38ZM33 247V246H32ZM38 247V248H39ZM64 247V246H63ZM70 247V246H69ZM130 247H129V249H130ZM16 248V249H15ZM25 248V247H24ZM36 247H34V249H35ZM31 249V248H30ZM24 251V253L23 252H21V251ZM61 250V249H60ZM63 250V249H62ZM61 250V251H62ZM74 251L73 253H70V254H72V255H68L69 254V251ZM17 251H19L18 252V255L19 256H16V254H17ZM25 251H27V253L28 254H26L25 253ZM71 251V252H72ZM124 251H127V252H124ZM9 252V253H8ZM51 252V251H50ZM97 252V253H96ZM129 252V253H128ZM44 254V253H43ZM49 254V253H48ZM114 254V253H113ZM119 254V253H118ZM1 255H0V257H1ZM4 255H6V256H4ZM21 255H23L22 257H21ZM91 255H93V252H92V254ZM27 256V257H28ZM52 256H53V254H52ZM101 256H103V257H101ZM26 257V258H27ZM57 257V256H56ZM80 257V258H79ZM85 257H84V260H85ZM128 257V256H127ZM16 258V259H15ZM19 258V259H20ZM80 259L82 262H84V263H81V261L79 260V261H76V263H75V260L76 259ZM92 258V259H93ZM97 258V259H96ZM127 259V258H126ZM34 260V259H33ZM63 260V261H64ZM85 260V261H86ZM64 261V262H65ZM94 261V262H93ZM9 262V263H8ZM21 263H22V261H21ZM30 263V262H29ZM29 263H27V264H29ZM23 264V263H22ZM32 264V263H31ZM35 264V263H34ZM38 264H40V263H38ZM54 264V263H53ZM57 264V263H56Z\"/></svg>","mask_w":264,"mask_h":264},{"label":"crops","instance_id":"3","mask_svg":"<svg viewBox=\"0 0 264 264\" xmlns=\"http://www.w3.org/2000/svg\"><path fill=\"white\" fill-rule=\"evenodd\" d=\"M245 129L246 130H249V132H250L251 131V124L250 123L245 124ZM240 132H241V134L244 133L242 131V129H241ZM250 149L253 152L252 160L254 162H257V159L258 158L261 159V157L264 156V146H262L261 149H259L258 147L251 146ZM260 162H261V164L263 165V168H264V158L261 159ZM262 176L264 178V173H263ZM253 179H254V177H253ZM235 183L237 184L236 181H235ZM231 188L234 190V187H231ZM232 195H233V191L230 194V196L227 197V198H231ZM230 207H229L230 210L233 209L234 208V204H232ZM256 209L259 210V212H256L255 213V211H257ZM252 211H253V213L251 214V217H250L249 222L248 223H245L244 226H247L248 229H249V226L250 227H255L257 231H260L261 230V234L253 235V234L247 233L245 235V237L243 238V242H244V244H245V246L247 248L250 247V244H252L255 241L261 243V245L264 246V190L261 193V201H260V204L257 207L254 206L252 208ZM243 216H245V214ZM215 220L217 222H220V224H222V222L223 223L225 222V221H222V219H216L215 218ZM230 223H232V222H230ZM225 224H227V222H225ZM215 234L217 235L218 234V231H216ZM216 243H220V244L223 243L222 245L227 246L228 251L226 250L224 252H215L213 255L203 256L202 257L203 260H213V261L216 262V263L213 262L214 264H217V262L223 264V262L225 260H228V259H231V258H235V259H239V258L242 259V258H244L245 264H256V262H257V264H264V251H256V252H254L252 250H249V251L246 252V255L245 256L234 254L236 252L235 244H237V243L236 242H233V241H230V238H229L228 235H224L223 237L219 238L216 241ZM155 258L157 260H159V259L162 258V255L161 256H158L157 255V257H155Z\"/></svg>","mask_w":264,"mask_h":264}]
</instances>
